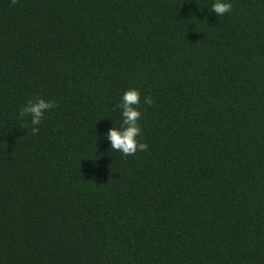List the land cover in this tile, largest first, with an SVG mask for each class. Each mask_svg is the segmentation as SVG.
Segmentation results:
<instances>
[{"label": "trees", "instance_id": "obj_1", "mask_svg": "<svg viewBox=\"0 0 264 264\" xmlns=\"http://www.w3.org/2000/svg\"><path fill=\"white\" fill-rule=\"evenodd\" d=\"M212 3L0 0V264H264V0Z\"/></svg>", "mask_w": 264, "mask_h": 264}, {"label": "clouds", "instance_id": "obj_2", "mask_svg": "<svg viewBox=\"0 0 264 264\" xmlns=\"http://www.w3.org/2000/svg\"><path fill=\"white\" fill-rule=\"evenodd\" d=\"M231 9L230 0H213L211 11L217 16L229 12ZM145 102L150 103V98L145 97ZM140 103V92L135 88L126 89L120 97L118 107L121 112V122L118 126L112 124L106 133H103L104 139L109 142V148L118 151L124 155H134L137 151H143L147 148L145 143L139 142L141 128L138 120L141 112L136 105ZM54 103L43 98L29 100L21 107V115L30 114L31 124L34 126L32 131H38V125L44 118L45 112L54 107Z\"/></svg>", "mask_w": 264, "mask_h": 264}]
</instances>
